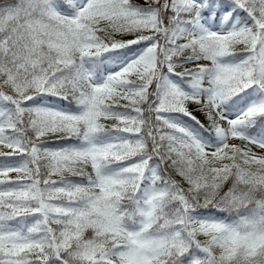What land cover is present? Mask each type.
Here are the masks:
<instances>
[{
	"label": "snow or ice",
	"instance_id": "6c2138e0",
	"mask_svg": "<svg viewBox=\"0 0 264 264\" xmlns=\"http://www.w3.org/2000/svg\"><path fill=\"white\" fill-rule=\"evenodd\" d=\"M0 264H264V0H0Z\"/></svg>",
	"mask_w": 264,
	"mask_h": 264
}]
</instances>
